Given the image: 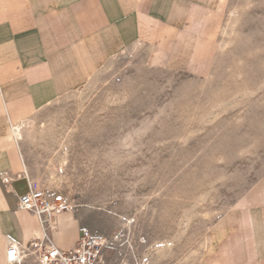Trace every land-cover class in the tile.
<instances>
[{"label": "rangeland", "instance_id": "rangeland-1", "mask_svg": "<svg viewBox=\"0 0 264 264\" xmlns=\"http://www.w3.org/2000/svg\"><path fill=\"white\" fill-rule=\"evenodd\" d=\"M213 47L196 74L131 45L22 131L35 179L106 238L105 264H201L262 182L264 0H226Z\"/></svg>", "mask_w": 264, "mask_h": 264}, {"label": "crops", "instance_id": "crops-1", "mask_svg": "<svg viewBox=\"0 0 264 264\" xmlns=\"http://www.w3.org/2000/svg\"><path fill=\"white\" fill-rule=\"evenodd\" d=\"M225 2L0 0V264L9 241L26 245L46 235L55 246L70 248L85 228L72 209L41 223L18 208V195L28 191L32 177L43 185L15 125H30L33 115L83 87L131 45H149L187 73H207ZM212 238L201 264H264V177L221 218Z\"/></svg>", "mask_w": 264, "mask_h": 264}, {"label": "built area", "instance_id": "built-area-1", "mask_svg": "<svg viewBox=\"0 0 264 264\" xmlns=\"http://www.w3.org/2000/svg\"><path fill=\"white\" fill-rule=\"evenodd\" d=\"M17 205L35 215L41 223L51 221L54 213L72 209L68 198L56 193L49 197L36 181L29 182L28 191L18 195ZM106 245L104 236L88 228L81 229L78 241L70 248L55 246L46 235L33 238L26 245L9 241L4 264H105Z\"/></svg>", "mask_w": 264, "mask_h": 264}, {"label": "bare ground", "instance_id": "bare-ground-1", "mask_svg": "<svg viewBox=\"0 0 264 264\" xmlns=\"http://www.w3.org/2000/svg\"><path fill=\"white\" fill-rule=\"evenodd\" d=\"M28 125H29V122H27V121L26 122H23V123H18V124L15 125V133H16V136L19 137V139H22V135H23L22 134V131H21V128L22 127L24 128L25 126L27 127ZM41 126H43V125H41ZM114 214H116V213H114ZM116 215L119 216L118 214H116Z\"/></svg>", "mask_w": 264, "mask_h": 264}]
</instances>
